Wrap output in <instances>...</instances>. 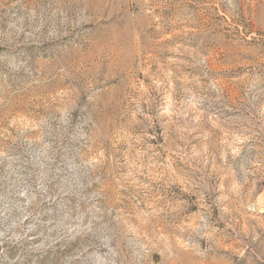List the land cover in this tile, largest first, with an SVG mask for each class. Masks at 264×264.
Wrapping results in <instances>:
<instances>
[{"label": "rangeland", "instance_id": "1", "mask_svg": "<svg viewBox=\"0 0 264 264\" xmlns=\"http://www.w3.org/2000/svg\"><path fill=\"white\" fill-rule=\"evenodd\" d=\"M0 264H264V0H0Z\"/></svg>", "mask_w": 264, "mask_h": 264}]
</instances>
